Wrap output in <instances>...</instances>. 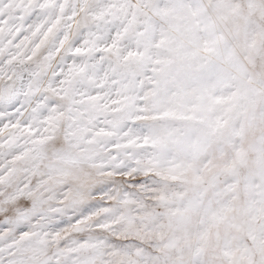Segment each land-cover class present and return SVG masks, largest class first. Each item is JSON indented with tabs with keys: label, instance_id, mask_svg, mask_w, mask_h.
Returning a JSON list of instances; mask_svg holds the SVG:
<instances>
[{
	"label": "snow or ice",
	"instance_id": "6c2138e0",
	"mask_svg": "<svg viewBox=\"0 0 264 264\" xmlns=\"http://www.w3.org/2000/svg\"><path fill=\"white\" fill-rule=\"evenodd\" d=\"M0 264H264V0H0Z\"/></svg>",
	"mask_w": 264,
	"mask_h": 264
}]
</instances>
